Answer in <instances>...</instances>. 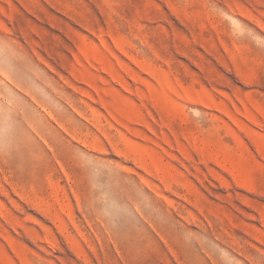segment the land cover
Masks as SVG:
<instances>
[{"label": "rangeland", "instance_id": "374dc122", "mask_svg": "<svg viewBox=\"0 0 264 264\" xmlns=\"http://www.w3.org/2000/svg\"><path fill=\"white\" fill-rule=\"evenodd\" d=\"M0 264H264V0H0Z\"/></svg>", "mask_w": 264, "mask_h": 264}, {"label": "bare ground", "instance_id": "6f19581e", "mask_svg": "<svg viewBox=\"0 0 264 264\" xmlns=\"http://www.w3.org/2000/svg\"><path fill=\"white\" fill-rule=\"evenodd\" d=\"M10 113H11V111H10ZM25 123L26 124L32 123L31 116L28 114L23 115V121H21V123L17 127L12 126V125L10 126V130L12 131V134L17 133V134L21 135L20 137L26 135L25 134L26 133L25 132Z\"/></svg>", "mask_w": 264, "mask_h": 264}]
</instances>
